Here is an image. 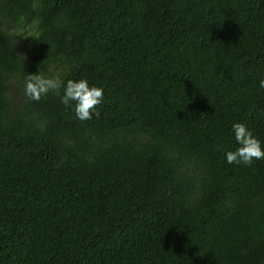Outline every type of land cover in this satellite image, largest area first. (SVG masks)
<instances>
[{"label": "trees", "instance_id": "obj_1", "mask_svg": "<svg viewBox=\"0 0 264 264\" xmlns=\"http://www.w3.org/2000/svg\"><path fill=\"white\" fill-rule=\"evenodd\" d=\"M38 72L100 116L29 100ZM261 79L264 0H0V264H264V160L225 159Z\"/></svg>", "mask_w": 264, "mask_h": 264}, {"label": "clouds", "instance_id": "obj_2", "mask_svg": "<svg viewBox=\"0 0 264 264\" xmlns=\"http://www.w3.org/2000/svg\"><path fill=\"white\" fill-rule=\"evenodd\" d=\"M259 87L264 89V79L259 81ZM23 88L27 98L36 102L49 93L59 94L63 89L60 102L65 106L74 104L76 119L80 121L100 116L98 106L104 101L105 91L101 86L90 84L85 78L62 82L59 77L46 76L40 72L29 74L23 82ZM231 132L238 147L225 153L228 164L251 166L254 161L264 160V140L254 135L244 122H233Z\"/></svg>", "mask_w": 264, "mask_h": 264}, {"label": "rangeland", "instance_id": "obj_3", "mask_svg": "<svg viewBox=\"0 0 264 264\" xmlns=\"http://www.w3.org/2000/svg\"><path fill=\"white\" fill-rule=\"evenodd\" d=\"M8 29L13 31L17 37L16 42L19 48V52L21 57L24 58L25 54L27 53V42H28V35L34 30V27L29 25H20L15 26L12 24L8 25Z\"/></svg>", "mask_w": 264, "mask_h": 264}]
</instances>
